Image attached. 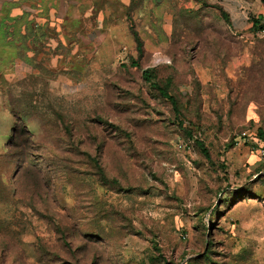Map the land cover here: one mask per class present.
Instances as JSON below:
<instances>
[{
	"label": "rangeland",
	"instance_id": "obj_1",
	"mask_svg": "<svg viewBox=\"0 0 264 264\" xmlns=\"http://www.w3.org/2000/svg\"><path fill=\"white\" fill-rule=\"evenodd\" d=\"M0 1V264H264L263 0Z\"/></svg>",
	"mask_w": 264,
	"mask_h": 264
},
{
	"label": "trees",
	"instance_id": "obj_2",
	"mask_svg": "<svg viewBox=\"0 0 264 264\" xmlns=\"http://www.w3.org/2000/svg\"><path fill=\"white\" fill-rule=\"evenodd\" d=\"M263 2H264V0H263ZM218 9H219L221 15L225 19H228L227 12L222 7H218ZM251 20H252V29H258V28L264 27V22L262 24H260V18L259 17L258 18H252ZM134 37H135V41L137 43V50L139 52H141V45H140L141 42H140V40L137 37V34L135 32H134ZM138 65L139 64H138L137 60H135V59H132L131 60V66L134 67V66H138ZM142 78L146 82H148L153 89L157 90L165 99H167L171 103L173 109L176 112L179 111L178 110V102H177L175 96H173L172 94H170L168 92L167 85L170 83L169 81L165 85H163V86L160 85V83L158 81H156V76H155L154 70L152 68H145V69H143L142 70ZM258 133L261 136L263 135L262 134V131H259ZM196 144L204 152V155L208 156L206 150L203 147L202 142L196 141Z\"/></svg>",
	"mask_w": 264,
	"mask_h": 264
},
{
	"label": "built area",
	"instance_id": "obj_3",
	"mask_svg": "<svg viewBox=\"0 0 264 264\" xmlns=\"http://www.w3.org/2000/svg\"><path fill=\"white\" fill-rule=\"evenodd\" d=\"M252 150H256L261 156H264V149L263 147H256L255 144L251 147Z\"/></svg>",
	"mask_w": 264,
	"mask_h": 264
},
{
	"label": "crops",
	"instance_id": "obj_4",
	"mask_svg": "<svg viewBox=\"0 0 264 264\" xmlns=\"http://www.w3.org/2000/svg\"><path fill=\"white\" fill-rule=\"evenodd\" d=\"M39 2H42V1H44V0H38ZM32 2H36V1H32ZM16 9H18L17 7L16 8H14V10H12V12H11V15L12 14H15V15H12V16H17L16 14L17 13H13V11H15ZM0 12H1V1H0Z\"/></svg>",
	"mask_w": 264,
	"mask_h": 264
}]
</instances>
